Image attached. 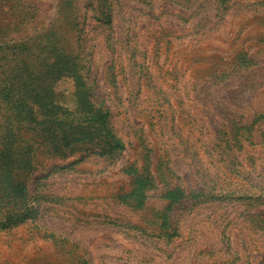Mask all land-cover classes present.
I'll use <instances>...</instances> for the list:
<instances>
[{
  "label": "rangeland",
  "instance_id": "1",
  "mask_svg": "<svg viewBox=\"0 0 264 264\" xmlns=\"http://www.w3.org/2000/svg\"><path fill=\"white\" fill-rule=\"evenodd\" d=\"M0 264H264V0H0Z\"/></svg>",
  "mask_w": 264,
  "mask_h": 264
},
{
  "label": "trees",
  "instance_id": "2",
  "mask_svg": "<svg viewBox=\"0 0 264 264\" xmlns=\"http://www.w3.org/2000/svg\"><path fill=\"white\" fill-rule=\"evenodd\" d=\"M47 118V119H46ZM43 120V123H49L50 126H52V124L55 125V123L58 124L57 128H59V133L57 134L55 131H53V139L52 140H56L57 142H59V145L61 146H67L70 141V133H68L67 131L64 130V120L63 119H53V115L51 117H46ZM49 118V119H48ZM100 130V128H99ZM100 132V131H99ZM101 138L103 137V141L107 144V151H111L113 148L119 147L121 146V142L120 140L117 138V136L115 134H106V137L100 135ZM73 141V140H71ZM68 147L65 148V150ZM75 147H71V149H74Z\"/></svg>",
  "mask_w": 264,
  "mask_h": 264
}]
</instances>
